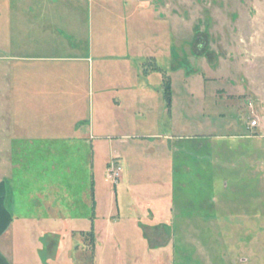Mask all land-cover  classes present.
<instances>
[{
	"label": "rangeland",
	"instance_id": "obj_1",
	"mask_svg": "<svg viewBox=\"0 0 264 264\" xmlns=\"http://www.w3.org/2000/svg\"><path fill=\"white\" fill-rule=\"evenodd\" d=\"M107 1L0 0V74L4 55L21 56L43 59L14 61L29 77L42 66L65 81L67 109L34 113L43 138L17 158L0 147L23 213L45 216L36 200L52 196L54 218L76 219L58 264H264V0ZM143 61L169 76L170 110ZM148 74L159 89L140 106L98 91L114 85L101 77Z\"/></svg>",
	"mask_w": 264,
	"mask_h": 264
},
{
	"label": "crops",
	"instance_id": "obj_2",
	"mask_svg": "<svg viewBox=\"0 0 264 264\" xmlns=\"http://www.w3.org/2000/svg\"><path fill=\"white\" fill-rule=\"evenodd\" d=\"M92 4L95 5V8L97 7L103 10V8L107 9L110 2L107 0L94 2L93 0ZM129 9L130 8H125L124 6L120 7L118 11L124 10L125 12V10L128 11ZM153 56L154 55H152V57ZM28 59L29 57L4 55L2 60V74H0V147L16 148V158L18 156V149L25 146L28 138L35 140L43 138L44 136L41 134V131H37L39 129L36 125L38 117L37 114L35 115L34 113L41 112L43 109L46 111H53L54 108L67 109L65 108L67 105L64 99H60L62 101H59L62 102V104L55 102L58 98L64 96L61 92L56 90L59 83L65 82L62 77H56L52 74L49 75L47 71L37 68L42 66H35V77H29L28 66L20 62L17 64L14 61H42L43 59ZM143 64H145V61H143ZM157 65L159 66V64ZM146 67L145 64L144 70L147 73H151V71L155 70L162 72L163 81L162 84L160 82L159 84L165 90L170 88V78L165 74V69H161V67L158 69L153 67L152 69H148ZM149 76L148 74L144 77L138 75L137 78L116 77L113 78L114 80L112 81L108 77H101L100 83L110 82L114 85L105 88L101 87L98 91L101 92V95L114 92V94L118 96V93L129 90L132 96H135L134 106H140L139 104L145 102L143 99H139L141 92H146L147 90L156 91L159 89V84L157 88L150 83ZM32 78L34 79L31 81L30 79ZM67 79H73V81H75L78 77L73 75ZM123 79L131 82V85L129 86V82L127 81L124 83ZM139 79H143L142 83H144V86H135V83H140ZM30 82H34L35 86L32 88L34 89L33 91L28 92L27 86ZM92 82L94 83V81ZM169 95L170 94H167V98ZM38 96H45L44 104L37 107L32 106L28 109V102L31 104L36 103L35 100L38 99ZM113 99L114 102L110 106L117 110L121 106L122 101L116 96L113 97ZM168 100L169 103L167 104L170 110V98H168ZM93 114H95L94 108ZM92 127H94V129H92L93 138L102 136L96 135L95 126L92 125ZM97 154L100 153L98 152ZM10 161L9 159V161L4 164L5 167L0 168V264H58L60 257H64V261L66 262L70 248L69 244L75 242L73 230L76 219H71L68 215L59 216V214L57 218H54L52 212L54 210L58 212L59 207L54 202L52 196L46 197L45 199L40 196L41 201L37 202L38 200H36L40 210H46L45 216H43L44 213H39L38 218H27L25 213H23L21 201H19V198H16L12 191L14 189L13 187H15V183L12 181L13 179H10L9 175L5 174V170H9L11 165L13 172H15L14 165L16 160H13L14 163L12 164ZM92 184L93 189L97 190L99 182L95 176L92 178ZM95 193L96 191H94V196ZM94 201L92 204L93 206L95 205ZM70 222L72 223L69 225ZM64 227L70 228V231L66 233L65 237L63 236L59 239V237L54 236L60 229L64 231ZM99 236L100 234L98 233L96 237Z\"/></svg>",
	"mask_w": 264,
	"mask_h": 264
},
{
	"label": "built area",
	"instance_id": "obj_3",
	"mask_svg": "<svg viewBox=\"0 0 264 264\" xmlns=\"http://www.w3.org/2000/svg\"><path fill=\"white\" fill-rule=\"evenodd\" d=\"M250 106H252V102H250ZM250 126L251 127H257L259 126V120L257 119H253L251 122H250ZM121 170V169H120ZM119 174V173H118Z\"/></svg>",
	"mask_w": 264,
	"mask_h": 264
},
{
	"label": "trees",
	"instance_id": "obj_4",
	"mask_svg": "<svg viewBox=\"0 0 264 264\" xmlns=\"http://www.w3.org/2000/svg\"><path fill=\"white\" fill-rule=\"evenodd\" d=\"M166 90H167V94H170V92H168V91H170V89L168 88ZM168 98H170V100H171V96L170 95L168 96Z\"/></svg>",
	"mask_w": 264,
	"mask_h": 264
}]
</instances>
